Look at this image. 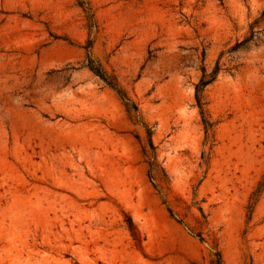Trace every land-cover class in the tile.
Returning a JSON list of instances; mask_svg holds the SVG:
<instances>
[{"label": "rangeland", "instance_id": "rangeland-1", "mask_svg": "<svg viewBox=\"0 0 264 264\" xmlns=\"http://www.w3.org/2000/svg\"><path fill=\"white\" fill-rule=\"evenodd\" d=\"M0 264H264V0H0Z\"/></svg>", "mask_w": 264, "mask_h": 264}, {"label": "trees", "instance_id": "trees-1", "mask_svg": "<svg viewBox=\"0 0 264 264\" xmlns=\"http://www.w3.org/2000/svg\"><path fill=\"white\" fill-rule=\"evenodd\" d=\"M217 72V68H215V70L213 71L212 75L206 76L205 73L203 72L198 84L195 86V99H196V103L197 106L200 110L201 115L203 116V112H202V103H201V93L204 90V88H206V86H208L209 84H211L215 78V73ZM206 124L205 120H204V125ZM152 165V164H150ZM128 230L132 236V238L135 241H139V234L136 230V228L133 226L132 221L130 220V218H128Z\"/></svg>", "mask_w": 264, "mask_h": 264}]
</instances>
